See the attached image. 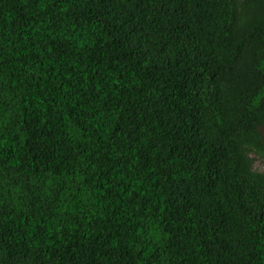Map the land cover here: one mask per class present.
Instances as JSON below:
<instances>
[{"label":"trees","instance_id":"16d2710c","mask_svg":"<svg viewBox=\"0 0 264 264\" xmlns=\"http://www.w3.org/2000/svg\"><path fill=\"white\" fill-rule=\"evenodd\" d=\"M256 158L264 0H0V264H264Z\"/></svg>","mask_w":264,"mask_h":264},{"label":"rangeland","instance_id":"374dc122","mask_svg":"<svg viewBox=\"0 0 264 264\" xmlns=\"http://www.w3.org/2000/svg\"><path fill=\"white\" fill-rule=\"evenodd\" d=\"M252 156L255 157L256 155H252ZM254 167L258 168V169H260V168L264 169V159L256 158L254 161Z\"/></svg>","mask_w":264,"mask_h":264}]
</instances>
